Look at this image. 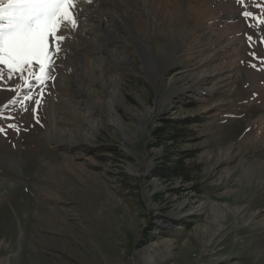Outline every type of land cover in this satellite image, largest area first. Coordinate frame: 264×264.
Instances as JSON below:
<instances>
[{"label": "rangeland", "instance_id": "374dc122", "mask_svg": "<svg viewBox=\"0 0 264 264\" xmlns=\"http://www.w3.org/2000/svg\"><path fill=\"white\" fill-rule=\"evenodd\" d=\"M258 5L98 0L104 20L63 29L43 84L3 67L0 264H264ZM200 112L194 179L153 176L161 117Z\"/></svg>", "mask_w": 264, "mask_h": 264}, {"label": "snow or ice", "instance_id": "6c2138e0", "mask_svg": "<svg viewBox=\"0 0 264 264\" xmlns=\"http://www.w3.org/2000/svg\"><path fill=\"white\" fill-rule=\"evenodd\" d=\"M238 2L243 4L244 0ZM258 7L264 8V5ZM75 11L76 0H0V80L4 78L3 67H6L9 78L27 69L28 78L43 84L53 57L61 51L60 43L65 39L63 29L77 26ZM243 15L264 25V17L247 11ZM261 40L264 42V37ZM34 66H38L39 74L33 70ZM25 83L31 88L27 80ZM19 87L15 85L8 90ZM24 99L33 100V97L27 95ZM15 102L9 101L10 104ZM2 131L4 129L0 128Z\"/></svg>", "mask_w": 264, "mask_h": 264}, {"label": "trees", "instance_id": "16d2710c", "mask_svg": "<svg viewBox=\"0 0 264 264\" xmlns=\"http://www.w3.org/2000/svg\"><path fill=\"white\" fill-rule=\"evenodd\" d=\"M205 117V112L166 114L161 117L160 123L151 132V145L159 148L153 153L154 161L151 166L153 176L169 182L176 180L189 182L194 179L193 162L189 160L196 156L198 148L185 147L183 144L197 141L196 124Z\"/></svg>", "mask_w": 264, "mask_h": 264}, {"label": "bare ground", "instance_id": "6f19581e", "mask_svg": "<svg viewBox=\"0 0 264 264\" xmlns=\"http://www.w3.org/2000/svg\"><path fill=\"white\" fill-rule=\"evenodd\" d=\"M97 1L98 0H83L82 2L81 1H77V4H76V9H77V11H76V14H75V17H76V21L79 23V27L82 29V28H86V27H88V26H91V25H93V24H96V25H94L93 26V28H96L97 27V29H98V24H97V22H99V21H102V20H104V15H99L98 13H96V8H95V4L97 3ZM127 3H129V2H127ZM94 5V9H90V10H88V9H84V8H86L85 7V5ZM131 5V4H130ZM126 9L124 10L123 9V13H124V15H126V17L127 18H129V15H127L126 13ZM169 13V12H168ZM115 14V13H114ZM120 16V15H119ZM122 16V15H121ZM105 22V21H104ZM117 25V24H116ZM116 25H115V23H113V24H111V25H107V27L105 28V29H103V30H101L100 31V35H103L104 37H105V39H106V41H109V40H117V37H116V35L113 33V31H114V27H116ZM123 25H124V23H123ZM125 27L126 26H128L127 24H125L124 25ZM97 29H96V31H97ZM80 30V29H79ZM74 47H76L77 48V45H79V44H77V43H74ZM99 48V47H98ZM75 49V48H74ZM75 50H77V49H75ZM77 52V51H76ZM99 52V51H98ZM102 52V51H101ZM57 55V54H56ZM77 57H79V59H80V57H81V55L80 56H78L77 55ZM82 58V57H81ZM98 64V63H97ZM83 68V67H82ZM77 69V68H76ZM73 82L74 83H76V84H78L79 82H80V80H77V79H73ZM71 83V90L73 91V92H76V93H78V94H80L79 95V97L78 98H76V102L80 105V104H82V103H89V100L87 101V99L85 98V97H83V95H81V94H83V93H85L86 92V90L85 89H83V86L80 84V85H74V83ZM103 86H105L104 84H103ZM74 87V88H73ZM77 87V88H76ZM91 112V111H90ZM58 138V137H57ZM193 208V207H192ZM206 208V202H202V203H200L198 206H197V208L196 209H198V210H201V209H205Z\"/></svg>", "mask_w": 264, "mask_h": 264}]
</instances>
